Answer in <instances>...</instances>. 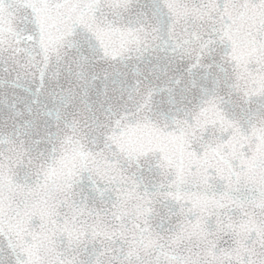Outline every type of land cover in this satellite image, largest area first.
<instances>
[{
    "label": "snow or ice",
    "instance_id": "6c2138e0",
    "mask_svg": "<svg viewBox=\"0 0 264 264\" xmlns=\"http://www.w3.org/2000/svg\"><path fill=\"white\" fill-rule=\"evenodd\" d=\"M0 264H264V0H0Z\"/></svg>",
    "mask_w": 264,
    "mask_h": 264
}]
</instances>
